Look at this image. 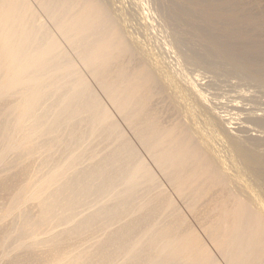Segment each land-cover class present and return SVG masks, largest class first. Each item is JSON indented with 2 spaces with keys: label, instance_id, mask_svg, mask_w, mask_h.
<instances>
[{
  "label": "bare ground",
  "instance_id": "1",
  "mask_svg": "<svg viewBox=\"0 0 264 264\" xmlns=\"http://www.w3.org/2000/svg\"><path fill=\"white\" fill-rule=\"evenodd\" d=\"M207 1L192 9L207 23L264 29L248 0ZM116 11L107 0H0V264H264V154L251 148L261 145L232 136L194 78L181 84L149 60ZM201 34L219 60L253 67L247 47ZM172 96L186 100L183 116L163 105ZM202 108L207 133L195 126Z\"/></svg>",
  "mask_w": 264,
  "mask_h": 264
},
{
  "label": "rangeland",
  "instance_id": "2",
  "mask_svg": "<svg viewBox=\"0 0 264 264\" xmlns=\"http://www.w3.org/2000/svg\"><path fill=\"white\" fill-rule=\"evenodd\" d=\"M107 1L109 2V4H111L113 9L114 8H115V10L117 9L116 13H117V16L119 18V21L121 24L123 23L122 25H124V30L126 29L125 32L127 31V34H128L130 41H132V43H134L137 47L139 46L140 50L147 56V58L149 60H154L155 57L156 58L160 57L161 62L164 63L165 65H168V66H165V65L164 66L167 69L169 67V70L172 69V71L171 70L170 71L173 72V74H175V77L180 81L181 84L185 83L184 85H188L187 80L190 77L192 79L194 78L193 80L194 81L196 80L195 82H198V84L200 85L199 88L202 89V91L204 90L203 92L208 96V99L211 100L210 102L215 107H217L215 110H213V112H215L214 114H216V117L219 118L218 119L220 121L219 123L224 127H226V125H227L226 128L228 131H230V134L233 131L232 136L236 135L235 137H237L241 140L247 139L248 141L251 140L253 142H257L258 145H261V147L258 146L259 148H257V147L253 146L251 148L252 149L254 148L255 151L259 150L257 152L264 154V123H262V122H264V78H263L264 77V52L254 51L255 48L257 47V45L258 46L264 45V29L263 28H262L263 29L262 31L261 30L257 31L254 26L250 25V27H249V24H245V23H242L240 25H236L237 27L231 26L228 23V21L227 20L225 21L224 19H221V21L219 20V21L214 22V23L213 22L210 23L208 21L210 23V25L213 24L211 26H208L209 23L204 21L205 13H204V15H202L204 10H198L197 8H195L192 11V9L195 7L194 2L197 0H189V2H188V0H107ZM167 1H169V2H167ZM209 1H212V0H208L207 2H209ZM243 1H247V0H243ZM248 2L249 3H245V5H247L246 10H247V13H249L251 16L258 15L261 12H263L264 0H248ZM252 2H253V4H252ZM164 3H165V5H164ZM192 4H193V6H192ZM225 5L228 7V4H225ZM225 5H224V7H226ZM173 6H175V7H173ZM171 7H172V9H171ZM224 7H223V9L227 8V7L226 8H224ZM178 8H180V9H178ZM186 8H187V10H186ZM188 8H190V9H188ZM196 9L198 10L197 12L195 11ZM188 10H190V12H188ZM132 11H133V13H132ZM171 11L173 14L171 13ZM182 11H184V14H182L183 13ZM259 11H261V12H259ZM146 12H149V14ZM194 12L197 14H195ZM185 13L188 14V17L193 15L192 17H189L188 19L185 20V21H187V23L186 22L183 23L184 20L180 18V17H182V15L183 16L185 15L184 17L186 18L187 15ZM200 13H202V14H200ZM170 15L172 16V18H174L175 17L174 15H176V18L174 20L175 22L173 21V19H171ZM178 15H180V16H178ZM147 16L150 18H148ZM195 16H198V17H195ZM199 16H201V17H199ZM140 17L141 18L143 17V18L141 19ZM184 17H182V18H184ZM177 18L181 19L183 21L181 22V20H177ZM191 18H192V20L195 19V20H193L194 21L193 24H195L194 27L192 26L193 24L191 25V23L193 22L191 20ZM200 18H202L203 20ZM222 20H224V21H222ZM144 22H145V24H144ZM196 22H197V24H196ZM226 22L229 25H227ZM186 24L189 26H185ZM228 26H229V28H227ZM147 27L149 28V30ZM262 27H264V24ZM196 29L200 32L196 31ZM228 29H229V31H228ZM146 30H148V31H146ZM206 31L208 32V35L210 34L209 36H211V35L217 36V38H219V40L221 41V43H219V44L220 45L225 44L226 46L228 45L227 47L231 48L232 51L238 50L242 46L247 47V49L250 51V53H248L249 54L248 57L249 58L251 57L250 58V60L252 61L251 66H253L250 68L251 71L249 69V72L248 71L246 72V70L244 72V70H242V69L240 70V69H236L232 66H229L228 64H226L224 62V60H219V59H222L220 57V55L210 46V43L208 41H206V38L202 37L201 33H203V32L207 33ZM209 32H211L212 34ZM240 32L244 35L243 37L239 36V34H241ZM252 32H253V34H251ZM238 38H240V39H238ZM66 45H67V49H70V46L68 44H66ZM208 48L209 49L212 48V50L214 51L213 55L210 54V53H212V50H208ZM206 50L209 51L210 53L207 52ZM149 52H150V56H149ZM206 52L208 53V55L206 54ZM236 52L238 54V51H236ZM199 54L202 56H200ZM154 55H155V57H154ZM204 55H207V56H205L207 60L204 59L205 58V57H203ZM214 55H216L217 58H214V57H216ZM208 56H209L210 61H212L211 59L214 58L212 62H208L209 61ZM202 57H203V61H202ZM160 58H158V59L160 60ZM214 61H216V62H214ZM218 61H220V62H218ZM213 62H214V64H213ZM211 64H213V65H211ZM241 71H243V72H241ZM89 79L92 80L91 81L92 83L94 82L92 78L89 77ZM93 84H94L95 88L97 87L98 89H100V87H98L96 85V83H93ZM98 89H97L98 92H102L101 89L100 90H98ZM102 94H103V92H102ZM102 96H104V94ZM172 97H173L172 101H170L171 99H168L167 103L165 101H163V102H165L163 105L166 104L165 106L167 107L168 102H170L168 107H170L171 105L174 106V104H175V107H177L176 105L179 104L178 107L180 106L179 107L180 109H178V107H177V110H178L177 114L179 116H183L184 115L183 111L186 109L185 107L187 106L186 100H185V102H186L185 103L184 100L179 98V97H177V99H175L176 97H174V96H172ZM103 98L105 101L108 102V100H107V98H105V96ZM173 100L174 101L176 100V102H174ZM172 102H174V103H172ZM173 106H171V107H173ZM181 110H182V112H181ZM205 111H206V109L202 108V112H203L202 115L199 113H197L198 115L196 114V117H199V118H196L197 123L195 126H198V128L201 127L200 129H202L201 131H203V133L208 132V129H206V128H208V126L206 124H204L205 123L204 122L205 121L204 120ZM216 111H217V113H216ZM222 111H224V112H222ZM175 112H176V110H175ZM218 112H220V114H224L226 116L225 117L226 121L224 120L225 123H223L224 121L220 117H218ZM228 114H229V116H228ZM250 114H251V116H250ZM255 116L257 117L258 121L261 117L260 122L262 124L259 122L260 123L259 126L257 124L258 121L254 120V118L256 119ZM226 118H229V119L227 120ZM251 118H253L252 122H251V120H252ZM190 121H191V119H190ZM192 121L191 122L194 123L193 119H192ZM226 122H228L230 124H228ZM244 122H246V123H244ZM254 123L257 126L254 125ZM230 125L232 127H228ZM246 125H248L247 128L245 127ZM124 127L127 128L126 125H124ZM240 127H242V128H240ZM251 128H252V130H250ZM241 129H244L245 132H244V130L242 132ZM248 129H249V133L247 132ZM127 131H130V130H128V128H127ZM256 137H257L258 141H261V142L256 141ZM220 138L221 137H216V139L214 138V140H212V143L214 142L213 146L215 148L216 147L218 149L220 148L219 152L222 155H224V154L226 155L225 157L224 156L223 157L227 159L226 161H227V165L229 167L231 165V161H230V159H228L229 158V155L227 153L228 151H226V153H223V152H225L226 149L228 150V148H227L228 144H227L225 138H223V140H222V138L220 140ZM248 141L246 142L247 144H248ZM262 143H263V145H262ZM233 168H235V167L230 166V170L232 172H233V170H235ZM4 169H5V167H0L1 173H3ZM250 175L252 176V174H250ZM182 211L187 216L188 221L191 222L195 226V228L198 230V232L203 236V238L209 242V243L208 242L207 243H208V245H210V247L213 248V249L212 248L211 249L213 251H215V253H217V250H216L214 244L205 235V233H204L201 225L198 223L195 215L192 214L190 209H182Z\"/></svg>",
  "mask_w": 264,
  "mask_h": 264
}]
</instances>
